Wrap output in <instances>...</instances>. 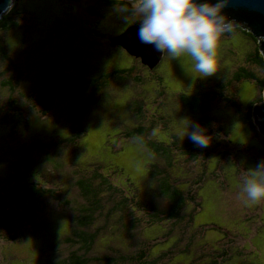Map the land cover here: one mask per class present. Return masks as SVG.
Here are the masks:
<instances>
[{"label": "rangeland", "instance_id": "rangeland-1", "mask_svg": "<svg viewBox=\"0 0 264 264\" xmlns=\"http://www.w3.org/2000/svg\"><path fill=\"white\" fill-rule=\"evenodd\" d=\"M21 6L26 18L15 19L21 28L0 35L8 57L0 62V264H59L71 253L98 259L101 264H135L129 260L138 254L144 240L150 245L157 243L147 252L150 260L168 249L176 253L158 264H202L214 258V251L226 253L219 264H264V199L245 203L240 192L246 170L264 161V138L253 137L238 122V113L220 97L214 99L206 115L211 121L206 134L213 145L198 148L196 159L177 152L171 172L185 192L204 174L196 190L199 209L190 227L171 222L148 226L145 214L130 204L119 209L124 193L114 191L122 188L127 193H141L137 199H144V203L159 210L168 207L147 178L148 164H157L160 170L166 168L164 164L140 145L121 138L123 132L139 125L134 104H141L144 126L153 121L155 140L170 143L176 136L188 141L183 137L185 125L187 122L190 127L195 120L184 114L177 94L196 80L206 85L209 82L206 90L218 93L215 83L221 80L223 84L224 78H232L241 67L264 77L249 63L256 45L239 34L219 37L217 71L207 77L195 72L186 55L172 59L166 52L151 72L122 48L108 43L110 37L134 24L125 23L119 8H105L95 0H23ZM108 18L124 23L117 25ZM79 65L87 80L97 78L100 72L132 70L122 83L111 81L93 97L90 86L72 88L57 82L48 71L62 69L64 76L72 78ZM157 75L164 89L155 84ZM43 83L54 88L50 111L44 117L33 100L44 89ZM230 89L228 93L235 94L243 112L262 95L249 81L232 84ZM16 113L23 115L21 120L14 116ZM156 115L165 118L168 125L162 128ZM3 119L7 128L1 126ZM22 121L27 122L26 128ZM76 121L85 133L74 149L67 144L52 146L54 140L50 139L72 133ZM222 126L225 135L218 131ZM206 153L209 160L202 158ZM95 165L109 178L110 187L101 189L93 181L92 189L101 190L94 203L83 196L82 184L93 176ZM11 177H17V185L35 182L51 192L29 219L21 217L20 194ZM91 204L98 205L93 214ZM84 217H89L90 223L78 227ZM81 234L94 235L93 243H70ZM11 236L14 240L9 241ZM186 246L188 252L180 254Z\"/></svg>", "mask_w": 264, "mask_h": 264}, {"label": "trees", "instance_id": "trees-1", "mask_svg": "<svg viewBox=\"0 0 264 264\" xmlns=\"http://www.w3.org/2000/svg\"><path fill=\"white\" fill-rule=\"evenodd\" d=\"M18 1V0H16ZM20 2H15L11 10L3 17L0 19V35L2 33H5L7 31H11L13 29H20L21 25L16 22V18L19 20H25L26 17H24V13L26 11L24 8L21 6V2L23 0H19ZM72 1V0H70ZM74 1H81V0H74ZM95 2L105 8H119L121 10L122 7H125V1L124 0H95ZM20 3V4H19ZM117 11V10H116ZM106 20H111L110 18ZM102 21V20H100ZM113 23L117 25H122L123 23H116L114 19L112 18L111 20ZM130 23V22H129ZM239 34L242 35L244 38L247 40L251 41L253 44H255V40L251 37L250 34H248L244 29H241L240 27H235L231 28L229 31H225L221 33L219 37L223 36H229L231 34ZM118 34V33H117ZM108 36V35H107ZM1 37V36H0ZM107 42V41H106ZM108 43H110L108 41ZM111 45V44H109ZM256 45V44H255ZM112 46V45H111ZM67 51V49H65ZM68 52V51H67ZM7 49L5 45L3 44L2 39L0 38V62L1 61H7ZM249 63H251L255 68L259 69L260 72L264 75V60L262 58V55L259 53L258 48L256 46V52H254V58L251 60ZM55 67L56 65H51ZM79 68L76 67L74 73H72L73 77L69 78L64 76L61 73V70H54V69H48L50 71V75L55 79L57 82L68 85L70 87H75V86H82V85H88L90 86L89 92L91 93L90 96H94V92L100 88H105L111 81L115 82L117 84L122 83L125 78H127L130 74V70L132 69H118L115 71H110L107 72L106 74L102 72L99 73V76L93 80H87V78L83 75V68L81 65L78 66ZM82 68L81 73L80 69ZM145 68V67H144ZM155 69V68H154ZM153 69V71H154ZM101 70H107L106 68H103ZM152 72V71H151ZM47 72V74H49ZM155 73V72H154ZM153 77V76H152ZM154 82L156 85L162 86V78L161 76H154ZM59 80V81H58ZM240 81H249L255 84L261 92L264 90V77H259L257 76L256 73L247 70L246 68H239L233 75L232 78L227 79L224 78L223 84L220 82L215 83V89L218 90L219 92L217 93L216 91H213V89H208L210 87L208 86V83L200 82L199 80H196L193 86L190 88L183 89L182 92H180L177 97L178 103L180 107L183 108L184 114L190 116L195 120L196 123H198L202 128L205 130V133L210 132V120L206 115H209V111L211 109V103L214 101L215 98H222L225 100L227 103V106L233 108L235 112L238 113V122L244 126H246L249 130V132L252 134L253 137H258L259 133L257 132L256 127L254 126L252 122V117H251V108L252 106L261 101V98H258L257 100L255 99L254 101L250 102L249 106L246 107V110L243 112L242 109L240 108L235 94L228 91H230L232 84L239 83ZM11 85V88L14 87L13 83H9ZM199 84V85H198ZM205 84V85H204ZM44 89H42L41 94L35 95L33 97V100L36 105L40 106V113L44 117L48 115L50 108H51V96L53 93L54 88L49 89V86L46 87V84L43 83ZM10 88V87H9ZM164 89V88H163ZM228 94L225 96L224 94ZM175 95V94H174ZM172 96V95H171ZM92 104L96 105V101H92ZM143 104V102H142ZM130 107L132 108V104L130 103ZM133 112L135 115H138L137 120L139 121V125L130 131H125L121 134V138L126 141H131L135 144L140 145L149 156H152L154 159L157 161H160L166 168H163L160 170L157 166V164H148L147 165V178H148V183L154 182L155 184V193H157L160 197H162L168 204V207L163 210H159L155 208L152 205H148L144 203V199H137V195L141 193L137 192H132V193H127L126 190L122 188H114L115 193H124V196H120V201H119V209H124L127 207V205L130 204L134 208V210L139 211L146 216V224L148 226H155L156 225H162L164 222L166 223H174V224H184L186 228L190 227L195 213L199 209V202L197 198V192L196 190L198 189L199 185L201 184L203 180V175L201 174L200 177L198 178L197 182L193 183V188L185 192L180 185L177 183V180L173 178L171 175L172 171L174 170V165L177 162L176 157L179 156L177 152H180L184 155H189L188 157L191 159H196L197 158V149H204L206 147H197L195 146L189 139L188 141H180L178 137L172 136V141L170 143H164L155 140L152 137V129H153V121H151L149 126H144L143 122L145 120V116L143 117L141 115V104H134L133 107ZM17 115H14L15 117H18L19 120L22 119L23 115L20 113H16ZM158 116V120L161 121L162 128L166 127L168 125L167 121H164L165 118L162 116ZM172 120V119H171ZM24 128L27 127V122L22 121ZM2 127H6V123L4 122V119L2 120ZM75 126L72 130V133L68 131L67 135L64 136V138H53L50 140L52 141V145L56 147L58 144L59 145H64L67 144L71 146L70 148L74 149V146L78 143L80 138L83 136L85 133V130L82 128L81 124L79 121L75 122ZM225 126V125H223ZM223 126L218 130L219 132H222L224 135L225 133L223 132ZM7 128V127H6ZM11 130H14L11 128ZM69 135V136H68ZM48 138L44 139L47 140ZM49 140V139H48ZM261 142V141H260ZM211 141H209L210 145ZM220 145V143L218 142ZM262 144L264 145V140L262 141ZM211 144L210 146H212ZM35 148V147H34ZM42 149V147H38L37 149ZM21 152V150L17 151L16 153L18 154ZM201 153H204L202 151ZM207 153L203 154L202 158L208 159ZM182 157V156H181ZM210 159V158H209ZM208 159V160H209ZM208 160H205L203 162L204 167L207 163ZM93 176L88 175L85 176V180L82 184V194L83 196L88 199L90 202H96V199L99 195V189L93 190L91 185L92 182L95 181L97 182L96 187H110V181L109 178L106 176H103L102 173L100 172V167L95 165L93 168ZM24 178L26 177L25 175L23 176ZM23 178V180H24ZM17 177H11L12 183H15V180ZM39 184L35 182H31L30 184L24 185H17L15 183L14 188L18 191L20 194V200L18 201V207L21 210V217L25 219H29L30 217L33 216L34 212L38 211L41 207V200L43 197L51 192L49 190H44L38 188ZM148 187V185H147ZM43 188V187H42ZM109 189V188H107ZM189 205V207H188ZM93 209L90 211L91 214H93V211L98 208L97 204H91ZM133 210V211H134ZM91 219L89 217H84V222L80 221V223L77 224V226H82L83 228L86 227V224L90 223ZM78 240H72L70 243L71 244H79L82 243V245H91L94 241V235L93 236H85L83 234L81 235H76ZM14 240V236H11L9 238V241ZM71 240V239H70ZM79 242V243H78ZM179 242L178 240L175 242ZM159 243V242H158ZM174 243V244H175ZM157 243H153L152 245L147 243L146 240L144 242L142 241L140 243L141 250L138 251V254L130 258L129 261L135 264H158L160 260L163 258L165 259H170L171 256L175 255L176 253H173V250H166L163 253H160V255L155 258V259H148V250H150V247L155 245ZM186 251L184 252H179L180 254H185L188 252V246H186ZM226 258V253L223 251L221 253H216L214 251V258H209L207 261L203 260L201 263L202 264H219L222 262L223 259ZM98 263L101 264V261L98 259H89L82 257V255H77L75 253H71L68 258L66 259L65 262L59 263V264H90V263ZM108 262V261H106ZM111 264V263H109Z\"/></svg>", "mask_w": 264, "mask_h": 264}, {"label": "clouds", "instance_id": "clouds-1", "mask_svg": "<svg viewBox=\"0 0 264 264\" xmlns=\"http://www.w3.org/2000/svg\"><path fill=\"white\" fill-rule=\"evenodd\" d=\"M125 4L122 19L137 25L135 36L141 45H150L159 54L166 52L172 59L186 55L202 77L217 71V41L232 26L223 11L228 0H125ZM184 136L197 147L209 143L196 122H190V127L186 122ZM240 192L245 203L264 199V161L246 170Z\"/></svg>", "mask_w": 264, "mask_h": 264}, {"label": "water", "instance_id": "water-1", "mask_svg": "<svg viewBox=\"0 0 264 264\" xmlns=\"http://www.w3.org/2000/svg\"><path fill=\"white\" fill-rule=\"evenodd\" d=\"M14 2L15 0H0V19L11 10ZM223 11L232 21L231 28L244 29L257 42L258 51L264 60V0H228ZM136 27L134 23L108 41L152 71L160 64L164 53L153 51L150 45H141L135 36ZM251 117L257 132L264 138V90L261 101L251 108Z\"/></svg>", "mask_w": 264, "mask_h": 264}, {"label": "flooded vegetation", "instance_id": "flooded-vegetation-1", "mask_svg": "<svg viewBox=\"0 0 264 264\" xmlns=\"http://www.w3.org/2000/svg\"><path fill=\"white\" fill-rule=\"evenodd\" d=\"M255 44H256V46H257V42L255 41ZM261 54V53H260ZM259 98H262V95H261V97H259ZM257 100V99H256ZM258 103V102H257Z\"/></svg>", "mask_w": 264, "mask_h": 264}]
</instances>
